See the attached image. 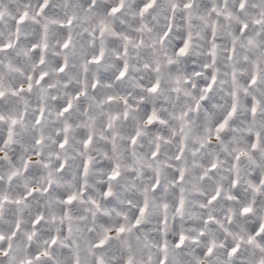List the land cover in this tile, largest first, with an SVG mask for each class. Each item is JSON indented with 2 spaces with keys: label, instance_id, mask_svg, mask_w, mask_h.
<instances>
[{
  "label": "snow or ice",
  "instance_id": "snow-or-ice-1",
  "mask_svg": "<svg viewBox=\"0 0 264 264\" xmlns=\"http://www.w3.org/2000/svg\"><path fill=\"white\" fill-rule=\"evenodd\" d=\"M250 7L260 8V11L248 20L245 17ZM129 14L138 18L139 24L126 30L123 24ZM161 15L165 24L156 29L159 42L162 46L174 44L171 55L165 53L167 64L174 65L184 58L191 65L189 71L193 78L184 82L190 83L195 92L192 104L184 105L179 97L177 103L170 105L145 102V93L160 92L159 76L148 81L146 74H139L134 77L135 86L131 83L132 72L127 59L133 40L130 32H152L148 19L155 21ZM194 20L206 26L202 37H194ZM179 21L183 22V31L178 30ZM232 21L236 23L233 25ZM50 26L54 32L51 36ZM117 41H122L116 52L120 67L118 72L107 71L106 52L115 49ZM144 43L140 38L135 46L139 48ZM245 49L250 50L251 55ZM29 54L30 64L23 58ZM241 64L248 65L246 72L241 71ZM90 66L95 69L96 79L88 76ZM154 71L161 72L159 61ZM6 81L10 87L5 86ZM81 82L83 87L75 86ZM176 83L180 84V77L176 78ZM225 84L229 86L223 87ZM102 90L108 91L102 95ZM174 91L179 93L181 89L177 87ZM114 101L122 103L123 111L108 115L102 121L104 132L108 134L100 137L110 146L105 151V160L110 163L96 164L90 154L96 135L94 124L90 123L94 120L90 112L94 111L93 103L102 107ZM132 112L136 116H130ZM77 116L81 120L76 126L88 131L80 132L78 143L82 158L73 166L66 149ZM119 120L132 129L127 137L132 156L138 142L149 131L156 141L150 153L153 161L161 159L160 141L165 145L175 142L176 150L167 165L177 188L172 202L173 223L185 216L186 154L197 157L198 149L206 150L211 156L199 166V179L205 185L214 183L211 194H200L199 208H221L224 203L235 200L242 204L239 215L250 217L256 201L247 202L242 185L255 195L264 191V171L254 173L251 166H242L247 158L255 169L264 170V160H257L254 155L264 151V131L254 130L257 125L264 127V0H0V154H3L0 156V264H81L84 243L90 244L91 264H111L92 249L107 250L109 256L116 257L120 249L115 241L125 233L131 234L146 226L147 190L142 204L133 212L131 223H119L115 236L112 228L106 226L107 221L97 225V218L102 213L107 215L105 203L119 207L113 189V182L119 181L122 175L116 144L119 133L114 131ZM168 120L177 123L164 136L157 134L162 127H167ZM45 130L55 137L58 149L54 170L45 151L37 150L44 144ZM213 139L218 142L215 146ZM241 139L245 146H240ZM194 141L199 142L198 149L193 146ZM221 153L230 158L222 160ZM31 156H40L38 164L33 163ZM224 164L228 165L227 177L223 174ZM95 168L102 170L99 194L88 191L90 171ZM41 169L48 171L40 189L27 182L19 186L21 175L26 179L34 178ZM57 177L75 180L78 191H60L55 183ZM165 188L157 168L151 190L159 194ZM43 200L59 212V216L52 215L51 219L53 223L59 220L60 227L50 229L45 214L37 210L29 228H24L19 206L33 201L39 204ZM77 202L88 207H77ZM168 207L164 204L165 210ZM81 212L89 215H81ZM83 221H87L85 227H81ZM225 223L231 225L232 216H226ZM168 224L165 211L158 220L157 231L161 235L156 237L154 245L159 249L156 264H179L180 259L192 254L188 247L189 236L178 230L169 255ZM205 224L219 227L227 236L232 235L212 215L202 216L197 229ZM199 235L204 237V232L200 231ZM17 240L25 249L19 259L13 253ZM200 243L196 239L191 241L196 250L194 264H205V261L221 264L217 259L218 248L223 250V264H240L244 255L242 244L255 245L264 252V223L252 225L246 241L244 236H237L219 244L215 240L204 246H198ZM122 264H133L132 256L122 258ZM258 264H264V258L259 259Z\"/></svg>",
  "mask_w": 264,
  "mask_h": 264
},
{
  "label": "clouds",
  "instance_id": "clouds-1",
  "mask_svg": "<svg viewBox=\"0 0 264 264\" xmlns=\"http://www.w3.org/2000/svg\"><path fill=\"white\" fill-rule=\"evenodd\" d=\"M82 2V0H81ZM255 2V0H253ZM166 7V5H164ZM260 11V8H249V15L245 17V19L250 20L252 14H257ZM147 19V18H146ZM148 23L152 26V32H130L132 36V44L129 45V56L127 59L130 63V71L132 72V77H130L131 83L133 86L137 83V80L134 78L139 74H146L147 80L151 81L155 77L159 76L161 78V90L159 93L155 95H145V102L155 101L160 105H170L173 103H177V97L179 100L183 102L184 105L194 103L193 97L195 96V92L191 87V84H186L184 81L186 79L191 80L192 74L189 71L191 65L185 62L184 58H180L179 62L174 65L167 64V56L171 55V48L174 47V44L165 43L163 46L159 42V34L157 32L158 27H162L165 24V20L163 19V15H161L158 20L148 19ZM196 27L193 29L194 37L203 35L205 25L201 21H193ZM233 25L236 23L235 21L231 22ZM139 24V19L135 18L132 14H129L127 18L124 20V28L126 30L133 29L137 27ZM178 30L183 31L184 25L182 21L178 22ZM223 34V33H221ZM54 35V32L51 30L50 26V36ZM143 38L145 43L143 46L137 48L135 45L138 40ZM122 45V41H117V46L115 49H111L106 52V60L108 61L106 65V70L111 72H118L120 67V60L116 56V52L119 51ZM245 51L251 55V51L245 49ZM27 63H31L30 54L29 56L23 57ZM159 61L161 65V72L157 73L154 71L156 62ZM148 64L150 67H145ZM241 71L246 72L248 69V65L241 64ZM90 79H96L97 74L95 69L90 66V70L88 73ZM180 77V84L177 85L176 78ZM83 80V77H81ZM75 84V82H74ZM6 87H10L11 85L5 82ZM76 87H83V82L79 85H75ZM229 85L225 84L223 87L227 88ZM179 87L181 91L179 93L175 92L174 89ZM139 91V89H136ZM108 90H102V95L104 92ZM187 93V94H186ZM112 94H118L113 92ZM91 96L92 93L89 92ZM61 99H63V90H61ZM20 108L23 105L19 106ZM94 111L90 112L93 115L94 120L90 121V123L94 124L95 128V137L94 144L92 149L90 150V154L94 157V162L96 164H107L109 161L105 160V151L110 148L108 143L102 140L100 137L102 135H107L108 133L104 132L102 121L108 115H115L121 113L123 111V106L120 101H114L112 104H104L102 107H96L95 103H93ZM241 111L244 109V100L241 98L240 101ZM54 111V110H53ZM130 116H136V113H130ZM53 120L55 117L52 118ZM81 118L79 116L76 117L75 124L72 128L70 136V144L66 151L68 152L69 159L73 166L78 165L79 160L82 158L79 150V140H80V132H87L88 130L81 127H77L76 124L80 123ZM131 123H135V121H131ZM177 122L168 120L167 127H162L161 130L157 133L161 136H164L172 126H175ZM131 128L125 125L123 120H119L116 122V127L114 131L118 132L119 135L116 138L117 144V153L120 156V160L118 161L121 164V178L117 182H113V189L115 193V199L119 204L117 208L115 205L106 204L103 205L108 212L107 215L101 214L100 217L97 218V225L104 224L107 221V225L112 228V235L115 236V229L119 225V223H131L133 218V212L136 210V206L142 204L143 195L145 190H147V194L149 196V210L146 217V226L139 230H134L133 233L128 234L125 233L124 236L119 238V240L115 241V244L120 249L118 255L116 257H112L108 255L107 250L100 249H92L97 255H104L107 261H111V264H122V258H126L127 256H132L133 264H156V258L159 253V249L154 245L157 243L156 237L161 235L157 231L158 228V220L164 216L165 211H167L169 217V224L167 226V239L169 240L170 252L171 256V244L173 238L178 234V230H183L186 235L189 236V250L191 251V255H187L185 258L180 259L179 264H194V256H195V248L192 247L191 241L193 239L199 240L201 243L198 246H204L209 244L211 241L215 240L217 244L222 241H232L237 236H244L245 241L247 234L251 231V226L257 223H264V191H262L259 195H255L251 193L250 189L246 187V185H242V191L245 193L247 197V202L251 203L253 199H255V204L253 205L254 211L250 217L240 216L239 208L242 204H237V202L229 201L222 205L221 208H216L213 206H209L208 208L201 209L198 204L201 199L200 194L203 192H211L214 191V183L209 182L207 185L204 184L203 181L199 179L200 174V165L203 164L205 160H210L211 156L207 155L206 150L198 149V141H194L193 146L197 147L198 155L197 157H192L190 153L186 154V159L188 160V173L186 174L185 182L183 187L185 188L184 196L186 197V209L185 216L183 220H177L176 223H173V200L176 199L177 196V188L172 183V173L169 171L167 165L169 163V158L174 154L176 150L175 142L165 145L163 141H160L162 145V156L159 161H153L151 159L150 153L154 147L155 140L153 138V133L149 131L148 135L143 137L141 141L138 142L137 147L135 149V156L131 155L132 149L128 146V139L131 132ZM254 130L264 131V127L257 125ZM45 141L44 144L37 147V150L43 149L46 153V158L50 164L51 169L54 170L56 165V156L55 153L58 151L54 144L55 137L48 132L44 131ZM195 135V133H193ZM237 135H240L237 133ZM218 142L213 139L212 145H217ZM240 146H245V142L243 139L239 141ZM3 154H0L2 156ZM63 155V153H62ZM256 155L257 160H264V151ZM34 164H38L40 161V156H31ZM221 158L229 159L225 153H221ZM138 161V162H137ZM195 161V164L193 163ZM152 165V167H149ZM249 165L253 168V172L256 171H264L255 169L254 165H251V162L244 158V162L242 166ZM159 169L160 176L162 182L166 185L165 190L161 191L159 194L153 193L151 190V186L153 183V179L155 176L156 169ZM224 168V176L227 177L228 172L226 169L228 168L227 164L223 165ZM48 169H41L40 174L34 178H25L21 175L19 180V186L23 187L27 182L29 186L36 187L40 189L43 186L44 181L46 180V174ZM102 170L99 168H95L90 171V180L88 184V191L91 193L99 194L100 192V183L102 180ZM251 177H249L250 179ZM55 183L58 188L62 192H71L78 191L76 187L75 180L68 179L63 180L57 177L55 179ZM227 192L228 190L225 189ZM129 200L132 201L131 205L129 204ZM164 204H168L169 207L167 210L164 208ZM77 207L87 208L88 205H81L77 202ZM22 209V212L19 214L22 218L24 228H29L31 218L37 214V210L41 213L45 214V221L48 224V227L52 230L58 229L60 227L59 220L55 223L52 222V215L59 216V212L55 209L54 206L50 207L49 202L47 200L41 201L37 204L33 201L30 204H25L19 206ZM231 208L232 211L229 212L228 209ZM117 213H122V215H117ZM81 215H89L87 212H81ZM212 215L216 217V219L223 224L224 228H227L231 232V236H227L219 227L213 225H203L202 229H197V224L200 223L201 217ZM232 216V224L229 225L225 223L226 216ZM128 217L127 220L124 217ZM102 217V218H101ZM87 225V221L81 222V227H85ZM99 231V228L97 229ZM23 231V229H22ZM204 232V237L199 235V232ZM7 235V232H5ZM147 245V246H146ZM90 248L89 243H84L81 249V264H91L93 257L89 254L88 249ZM24 246L21 241L17 240L13 244V253L16 255L17 259L21 258L24 254ZM217 259L220 260L221 264H223V250L217 249ZM242 252L244 253L242 259L240 260V264H258L259 259L264 258V252L260 251V249L256 248L255 245H247L246 243L242 244ZM149 257L151 258L149 260ZM59 259V258H58ZM207 264V261H205Z\"/></svg>",
  "mask_w": 264,
  "mask_h": 264
}]
</instances>
